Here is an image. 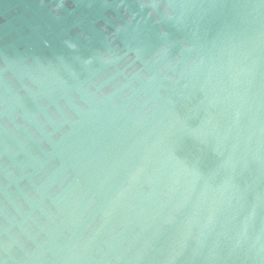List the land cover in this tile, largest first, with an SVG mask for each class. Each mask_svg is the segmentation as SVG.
<instances>
[{"label": "water", "instance_id": "1", "mask_svg": "<svg viewBox=\"0 0 264 264\" xmlns=\"http://www.w3.org/2000/svg\"><path fill=\"white\" fill-rule=\"evenodd\" d=\"M0 264H264V0H0Z\"/></svg>", "mask_w": 264, "mask_h": 264}]
</instances>
